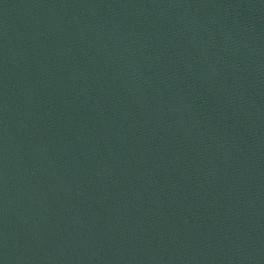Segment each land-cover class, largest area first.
Instances as JSON below:
<instances>
[{
    "label": "water",
    "instance_id": "water-1",
    "mask_svg": "<svg viewBox=\"0 0 264 264\" xmlns=\"http://www.w3.org/2000/svg\"><path fill=\"white\" fill-rule=\"evenodd\" d=\"M0 264H264V0H0Z\"/></svg>",
    "mask_w": 264,
    "mask_h": 264
}]
</instances>
